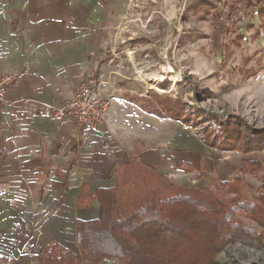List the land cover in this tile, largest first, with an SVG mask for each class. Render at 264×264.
I'll return each mask as SVG.
<instances>
[{
	"label": "crops",
	"instance_id": "0c3cea01",
	"mask_svg": "<svg viewBox=\"0 0 264 264\" xmlns=\"http://www.w3.org/2000/svg\"><path fill=\"white\" fill-rule=\"evenodd\" d=\"M130 5L0 0V75L20 73L9 92L18 102L0 110V264H46L51 242L76 253L81 264H122L85 263L77 225L101 217L98 192L118 186L132 161L173 185L200 187L195 173L177 164L201 162L204 144L180 121L123 98L111 102L96 129L50 113L70 100L85 74L98 81L97 67Z\"/></svg>",
	"mask_w": 264,
	"mask_h": 264
},
{
	"label": "rangeland",
	"instance_id": "374dc122",
	"mask_svg": "<svg viewBox=\"0 0 264 264\" xmlns=\"http://www.w3.org/2000/svg\"><path fill=\"white\" fill-rule=\"evenodd\" d=\"M263 5L131 0L97 67L110 102L123 98L158 116L145 107L148 98L185 111L188 139L204 144V157L180 167L240 223L213 264H264ZM159 110L186 125L168 117L164 105Z\"/></svg>",
	"mask_w": 264,
	"mask_h": 264
},
{
	"label": "trees",
	"instance_id": "16d2710c",
	"mask_svg": "<svg viewBox=\"0 0 264 264\" xmlns=\"http://www.w3.org/2000/svg\"><path fill=\"white\" fill-rule=\"evenodd\" d=\"M143 99L145 107L158 115H164L159 110L162 104L168 117L189 124L181 106L167 109L168 103ZM97 199L101 217L77 225L85 263L112 259L122 264H213L216 254L240 229L232 211L206 188L173 185L135 161L122 167L118 186L102 189ZM44 260L46 264L82 262L55 242L46 246Z\"/></svg>",
	"mask_w": 264,
	"mask_h": 264
},
{
	"label": "built area",
	"instance_id": "2783aa9c",
	"mask_svg": "<svg viewBox=\"0 0 264 264\" xmlns=\"http://www.w3.org/2000/svg\"><path fill=\"white\" fill-rule=\"evenodd\" d=\"M19 76L16 71L0 75V110L18 102L9 98V92ZM78 85L70 100L60 107H52L50 113L55 118L72 117L79 129H96L107 119L111 102L91 74H85Z\"/></svg>",
	"mask_w": 264,
	"mask_h": 264
}]
</instances>
